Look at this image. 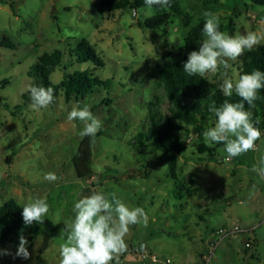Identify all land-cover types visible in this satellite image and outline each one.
<instances>
[{
	"label": "rangeland",
	"instance_id": "1",
	"mask_svg": "<svg viewBox=\"0 0 264 264\" xmlns=\"http://www.w3.org/2000/svg\"><path fill=\"white\" fill-rule=\"evenodd\" d=\"M96 1L0 0V204L13 198L23 206L46 196L50 205L34 241L28 242L30 257L18 256L19 245L6 243L0 246V264H59L61 229L74 219V203L93 191L109 198L115 194L148 213L146 227L130 226L119 264H153L142 257L144 249L174 264H204L209 256L210 264H264V178L254 170L264 168V120H259L262 136L254 148L228 161L222 143L204 142L213 117L197 123L176 120L186 150L174 160L140 135L151 125L154 108L165 118L171 114L158 70L194 50L185 46L189 30L205 20V13H215L222 31L264 35V1L180 0L182 12L155 29L144 25L147 17L172 9L100 13ZM211 5L209 12L206 6ZM84 39L105 62L94 73L108 79V86L70 101L60 90L48 107L31 108L28 89L37 83L31 69L39 57L64 53L50 74L59 83L67 72L94 66L71 58ZM240 56L205 76L221 84L225 78L238 79ZM85 104L102 122L92 145L91 178L78 177L73 164L82 122L67 119L73 108ZM200 144L214 147V155L201 152ZM47 172H55L58 180H44ZM236 225L242 230L233 231ZM253 231L256 241L247 249Z\"/></svg>",
	"mask_w": 264,
	"mask_h": 264
},
{
	"label": "clouds",
	"instance_id": "2",
	"mask_svg": "<svg viewBox=\"0 0 264 264\" xmlns=\"http://www.w3.org/2000/svg\"><path fill=\"white\" fill-rule=\"evenodd\" d=\"M149 8L159 6L170 7L171 0H144ZM205 39L198 48L188 53L183 62V71L189 76H205L215 73L223 65L227 68L228 60L237 59L245 50H251L264 41V35L256 31L229 34L221 30V20L215 13H205L202 29ZM183 45V43H181ZM224 95L230 97L235 93L241 99L238 102L225 100L219 107L210 109L215 115V123L203 132L206 144L222 143L227 153L225 160H231L254 148L255 142L261 138L262 132L246 110L245 103L253 106L260 89H264V70L255 69L239 75L238 79L225 78L221 84ZM31 98L30 107L40 110L54 102V88L51 86L32 84L28 89ZM68 120H79L82 128L81 138L95 136L102 122L91 111V105L73 108ZM264 178V168L254 169ZM44 180L55 182V172L44 174ZM255 187V186H254ZM47 197L36 196L22 206V217L27 225L34 222L43 223L48 212ZM75 217L65 222L61 229L63 243L60 245L59 264H119V256L127 250L126 236L130 226L148 224V213L143 207H132L123 199L104 191H93L82 195L73 205ZM18 256L30 257L27 239L21 235Z\"/></svg>",
	"mask_w": 264,
	"mask_h": 264
},
{
	"label": "trees",
	"instance_id": "3",
	"mask_svg": "<svg viewBox=\"0 0 264 264\" xmlns=\"http://www.w3.org/2000/svg\"><path fill=\"white\" fill-rule=\"evenodd\" d=\"M217 0H210L214 2ZM264 1V0H257ZM95 8L100 13L124 10L130 8L137 10L141 7H146L144 0H97ZM158 9L159 6H153ZM171 12H159L147 17L144 25L148 28H158L168 23L171 17L182 12L180 0H171ZM213 6H206V10L213 11ZM205 20L200 21L192 27L184 39L185 46L188 48H197L198 42L201 39L203 25ZM143 25V23L139 22ZM4 44L13 46L9 40H4ZM71 58L76 57L80 63L86 64L93 62L94 66H87L84 69H76L73 72L65 73L64 79L59 83H53L50 79V74L54 67L63 62L64 53L61 50L55 51L52 54L44 53L39 57L38 61L33 65L31 73L36 78V85L45 87L51 86L54 88V95L57 96L59 91H64L68 101L72 99L80 100L87 97L89 93H93L97 87H107L109 80H102L95 76L94 70L105 64L103 59L97 54L93 45L86 39L82 40L76 48L71 52ZM186 59H180L167 63L161 66L158 70L159 79L164 86L167 97L172 102L171 114L168 117H163L155 108L151 111V125L146 132H141L140 135L148 140L154 141L156 147L165 152L169 158L175 159L183 154L186 150L184 141L180 138L177 132L176 120L181 119L187 122L197 123L204 117H213L215 115L210 111L213 105L219 107L225 100L230 102H238L241 98L235 93L227 97L221 90V83L210 79L207 76H189L183 71V62ZM239 75L245 72H251L255 69L264 70V44L258 45L256 48L247 50L240 56ZM64 68L68 69V65L64 64ZM107 102L112 101L111 98L105 99ZM155 106V103H150ZM9 108V105H7ZM245 108L251 113L253 122L259 128L262 125L260 121L264 120V89L258 92V98L253 106L245 103ZM98 134H101L99 132ZM94 136L83 137L79 143L78 149L73 156V164L78 177L91 178L94 175L93 162V145ZM201 152H208L212 157L215 152L214 147L200 144ZM174 166V162L171 163ZM22 205L15 199L11 198L5 203L0 204V246L6 243L19 245L20 236L23 235L29 243H32L35 236L40 230V224L34 222L31 225L25 224L22 217ZM249 236L251 246L256 241V235Z\"/></svg>",
	"mask_w": 264,
	"mask_h": 264
},
{
	"label": "built area",
	"instance_id": "4",
	"mask_svg": "<svg viewBox=\"0 0 264 264\" xmlns=\"http://www.w3.org/2000/svg\"><path fill=\"white\" fill-rule=\"evenodd\" d=\"M134 13H136V11H134ZM241 230L242 229L238 225H236L233 229V231H241ZM221 232L228 233L230 231L228 229H223ZM250 246H251V242L250 241L246 242V247H250ZM141 254L143 258L150 259V261L153 264H174L173 260L170 257L163 258L161 257L160 254H157L149 249H144L143 251H141ZM211 257L212 256H209L204 264H210Z\"/></svg>",
	"mask_w": 264,
	"mask_h": 264
},
{
	"label": "water",
	"instance_id": "5",
	"mask_svg": "<svg viewBox=\"0 0 264 264\" xmlns=\"http://www.w3.org/2000/svg\"><path fill=\"white\" fill-rule=\"evenodd\" d=\"M251 235H252V236H254V234H253V233H251Z\"/></svg>",
	"mask_w": 264,
	"mask_h": 264
}]
</instances>
